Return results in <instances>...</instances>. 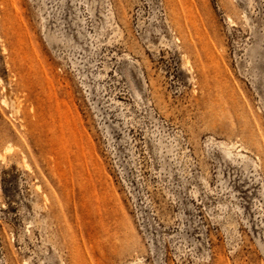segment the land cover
Listing matches in <instances>:
<instances>
[{
    "label": "rangeland",
    "instance_id": "374dc122",
    "mask_svg": "<svg viewBox=\"0 0 264 264\" xmlns=\"http://www.w3.org/2000/svg\"><path fill=\"white\" fill-rule=\"evenodd\" d=\"M262 142L264 0H0V264H264Z\"/></svg>",
    "mask_w": 264,
    "mask_h": 264
},
{
    "label": "bare ground",
    "instance_id": "6f19581e",
    "mask_svg": "<svg viewBox=\"0 0 264 264\" xmlns=\"http://www.w3.org/2000/svg\"><path fill=\"white\" fill-rule=\"evenodd\" d=\"M257 140H260V139L257 138ZM262 145L264 146V143L263 142H262Z\"/></svg>",
    "mask_w": 264,
    "mask_h": 264
}]
</instances>
